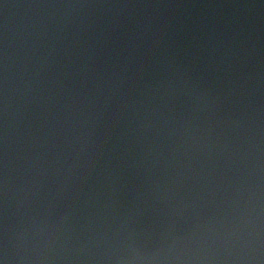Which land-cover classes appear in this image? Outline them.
Here are the masks:
<instances>
[{"label":"water","instance_id":"water-1","mask_svg":"<svg viewBox=\"0 0 264 264\" xmlns=\"http://www.w3.org/2000/svg\"><path fill=\"white\" fill-rule=\"evenodd\" d=\"M0 264H264V0H0Z\"/></svg>","mask_w":264,"mask_h":264}]
</instances>
